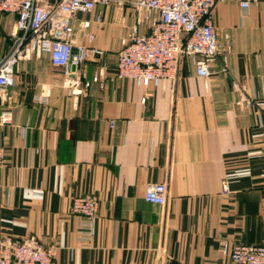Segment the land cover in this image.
I'll return each instance as SVG.
<instances>
[{
  "label": "crops",
  "instance_id": "obj_1",
  "mask_svg": "<svg viewBox=\"0 0 264 264\" xmlns=\"http://www.w3.org/2000/svg\"><path fill=\"white\" fill-rule=\"evenodd\" d=\"M212 17L232 50L228 69L217 60L208 78L187 56L161 86L117 77L136 21L117 2L74 22L81 42L79 21L91 22L88 74L104 86L68 90L47 54L20 63L11 99L0 95V112L12 111L0 127V239L34 234L55 243L57 264H230L225 241L264 244V0L247 11L218 0ZM16 20L0 12V61ZM242 93L259 103L238 104ZM40 94L46 103L34 101ZM154 183L167 184L165 206L145 200ZM87 193L99 197L90 224L70 211Z\"/></svg>",
  "mask_w": 264,
  "mask_h": 264
},
{
  "label": "built area",
  "instance_id": "obj_2",
  "mask_svg": "<svg viewBox=\"0 0 264 264\" xmlns=\"http://www.w3.org/2000/svg\"><path fill=\"white\" fill-rule=\"evenodd\" d=\"M218 0H0V12L13 13L17 20L11 31V50L0 61V95L11 97L7 89L16 83V73L21 62L47 54L53 65L60 68L63 84L72 92H83L92 83L104 86L99 74L89 77L87 60L95 35L89 32L91 22L79 21L85 42L76 34L75 20L80 14H88L98 5L112 2L129 6L136 16L127 43L118 53L119 78L132 79L136 85L161 86L174 80L179 72L182 57H191L198 76L208 78L213 63L220 60L223 70L228 69L232 50L226 34L221 42L214 25L212 10ZM262 0H237L242 11ZM80 20V19H79ZM96 20L101 21L100 15ZM146 25L148 31L140 32ZM233 87L242 90L237 82ZM45 95H36V103H46ZM146 101V97L142 99ZM257 99L241 94L238 104L251 106ZM12 122V111L0 112V127ZM264 137V121L261 124ZM5 148L0 145V168L4 165ZM223 192L229 191L226 180ZM166 183H154L147 187L145 200L159 206L168 202ZM99 197L87 193L72 199L70 211L82 217L87 224L96 218ZM162 257H168L164 248ZM223 252L229 254L230 264H264V244L238 242L230 246L224 242ZM57 245H45L36 235L25 237L4 236L0 239V264H57Z\"/></svg>",
  "mask_w": 264,
  "mask_h": 264
}]
</instances>
